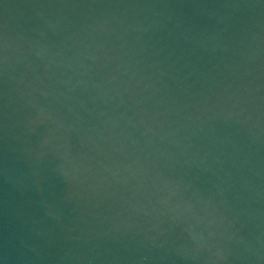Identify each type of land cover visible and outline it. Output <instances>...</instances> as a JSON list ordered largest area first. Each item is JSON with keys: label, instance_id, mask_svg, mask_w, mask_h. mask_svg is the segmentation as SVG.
Instances as JSON below:
<instances>
[{"label": "water", "instance_id": "obj_1", "mask_svg": "<svg viewBox=\"0 0 264 264\" xmlns=\"http://www.w3.org/2000/svg\"><path fill=\"white\" fill-rule=\"evenodd\" d=\"M0 264H264V0H0Z\"/></svg>", "mask_w": 264, "mask_h": 264}]
</instances>
